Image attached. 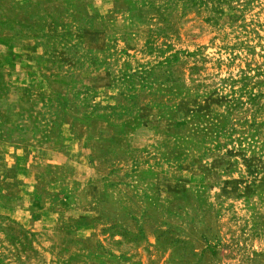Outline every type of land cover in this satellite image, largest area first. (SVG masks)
I'll return each instance as SVG.
<instances>
[{
    "label": "rangeland",
    "instance_id": "rangeland-1",
    "mask_svg": "<svg viewBox=\"0 0 264 264\" xmlns=\"http://www.w3.org/2000/svg\"><path fill=\"white\" fill-rule=\"evenodd\" d=\"M0 264H264V0H0Z\"/></svg>",
    "mask_w": 264,
    "mask_h": 264
}]
</instances>
